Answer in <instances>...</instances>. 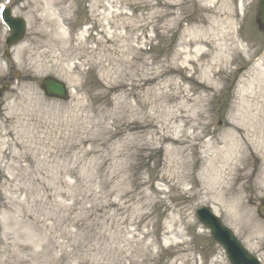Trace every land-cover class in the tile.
<instances>
[{"label": "rangeland", "instance_id": "374dc122", "mask_svg": "<svg viewBox=\"0 0 264 264\" xmlns=\"http://www.w3.org/2000/svg\"><path fill=\"white\" fill-rule=\"evenodd\" d=\"M259 1L72 0L68 16L53 6L66 23L41 35L35 0H0L27 25L6 56L0 16V264H231L195 215L204 205L264 264L263 152L242 145L244 171L227 170V194L210 188L207 170L210 141L228 135L264 57ZM191 33L235 41L236 60L209 89L217 51L197 64ZM46 76L67 84L69 100L45 94ZM157 133L186 142L158 143ZM190 144L203 161L190 146L182 166L174 149Z\"/></svg>", "mask_w": 264, "mask_h": 264}, {"label": "bare ground", "instance_id": "6f19581e", "mask_svg": "<svg viewBox=\"0 0 264 264\" xmlns=\"http://www.w3.org/2000/svg\"><path fill=\"white\" fill-rule=\"evenodd\" d=\"M44 2L43 6L45 8L46 15H39L36 14L37 10L40 8V3ZM62 7V9H66L67 16L71 15V11L73 9L72 0H35V2L31 3V12L36 15L35 20L39 24V34L42 33V29L51 25V23H66V19H63L59 13L53 12V6ZM58 25V24H57ZM62 25V24H60ZM62 37H66L65 32L63 29L59 30ZM48 37L51 38V45L56 46L57 39L53 38L49 32H45ZM107 33L110 35V31L108 30ZM44 35V34H41ZM223 39V38H222ZM233 41L231 44L227 45L222 42L217 46L214 41L209 40L207 38H199L191 33L189 39L186 41V45L188 50L186 51L188 54L191 52L199 53V57L196 59L197 61L205 55L213 54V50H216V54L214 57V62L211 65H216L219 68L217 73L214 69L209 70L208 80L210 85L207 87L208 89L211 86L217 84L220 78H216V74H220L224 71L225 64H229V62H233L236 60L235 56V48ZM65 43V42H64ZM209 48L206 50L204 49L205 46ZM63 46H66L63 44ZM193 47L192 49H190ZM186 48V49H187ZM251 56L248 58L250 59ZM194 62V60H193ZM198 64V63H197ZM200 66L196 65L195 69L198 70ZM213 73V75L211 74ZM246 86L248 87L241 95L238 100V106L235 109V115L233 120L231 121V130L229 131L226 137L219 138L218 136H214L210 141L212 148L214 149L213 154L209 157V165H208V183L210 188L217 189V194L221 193H229L230 190V183L231 181L228 180L227 176H230V173L239 176L244 171V168L240 166V160L244 157V154L241 152L244 151V147L250 148L251 146L254 147L257 151H262L264 154V57L260 58L256 64L249 70L248 78L245 82ZM200 103H203L204 100L202 98L199 99ZM198 101V102H199ZM184 109H180V116L184 118ZM190 119L189 117L184 118L183 120L187 122ZM159 136L160 142L162 143L165 141H170L173 143L184 144L186 139H177L173 138L166 133H157ZM196 138L199 135L195 136ZM249 137V140L248 138ZM222 144V147L219 145ZM245 144L244 147L242 145ZM192 146H183L182 148L177 147L175 150L176 153L182 154V158L178 159L177 161L180 165L187 166L189 165V161L187 160V155H184L189 147ZM193 155H194V162L198 163L199 161H203L201 155H199L197 148L193 147ZM223 148V149H222ZM223 167V170L226 172L223 173L218 169L219 164ZM242 163V162H241ZM235 166V167H233ZM230 170V173L227 170ZM221 171V174H220ZM220 174V175H219ZM187 177V175H185ZM233 196L232 199L235 202L234 207L231 209V215H237L238 213L241 215V210L243 209L242 199L238 196V191L235 190L232 192Z\"/></svg>", "mask_w": 264, "mask_h": 264}, {"label": "water", "instance_id": "95a60500", "mask_svg": "<svg viewBox=\"0 0 264 264\" xmlns=\"http://www.w3.org/2000/svg\"><path fill=\"white\" fill-rule=\"evenodd\" d=\"M260 18L259 22L264 25V0L260 1ZM5 20L13 30V34L8 38L7 42L12 44L19 41L25 33V21L19 17H12L10 9L5 13ZM42 87L46 94L50 97L60 99H68L69 94L65 83L56 77L49 76L42 80ZM200 220L211 229L215 239L227 251L229 259L233 264H261L259 258L251 254L235 233L227 227L222 220L215 215L209 207H202L197 210Z\"/></svg>", "mask_w": 264, "mask_h": 264}]
</instances>
